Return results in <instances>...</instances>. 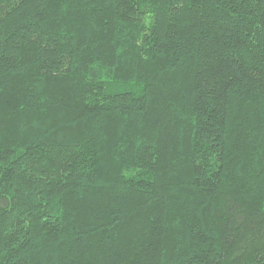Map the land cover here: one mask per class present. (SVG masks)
Returning <instances> with one entry per match:
<instances>
[{
    "label": "trees",
    "instance_id": "obj_1",
    "mask_svg": "<svg viewBox=\"0 0 264 264\" xmlns=\"http://www.w3.org/2000/svg\"><path fill=\"white\" fill-rule=\"evenodd\" d=\"M0 264H264V0H0Z\"/></svg>",
    "mask_w": 264,
    "mask_h": 264
}]
</instances>
